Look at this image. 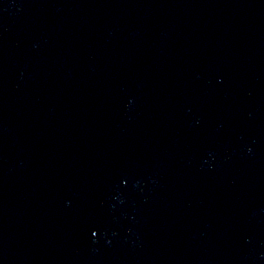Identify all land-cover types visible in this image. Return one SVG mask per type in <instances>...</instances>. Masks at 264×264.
<instances>
[{"label": "water", "instance_id": "1", "mask_svg": "<svg viewBox=\"0 0 264 264\" xmlns=\"http://www.w3.org/2000/svg\"><path fill=\"white\" fill-rule=\"evenodd\" d=\"M0 264H264V0H0Z\"/></svg>", "mask_w": 264, "mask_h": 264}]
</instances>
